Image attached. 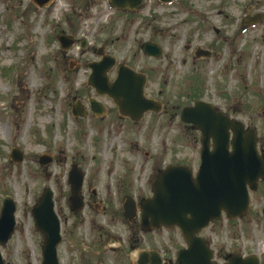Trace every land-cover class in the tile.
I'll return each instance as SVG.
<instances>
[{
    "label": "rangeland",
    "instance_id": "obj_1",
    "mask_svg": "<svg viewBox=\"0 0 264 264\" xmlns=\"http://www.w3.org/2000/svg\"><path fill=\"white\" fill-rule=\"evenodd\" d=\"M257 15L261 20L255 25L241 24ZM61 34L76 40L69 51L60 48ZM146 42L161 47L163 56H144L141 46ZM99 48L117 66L145 74L146 97L161 102L164 111L133 123L87 87L88 65L100 60L95 56ZM197 49L212 51V57L196 59ZM91 100L102 104L103 117L89 112ZM195 100L213 104L264 138V0H143L134 13L116 11L108 0H53L43 9L31 0H0V213L6 197L16 206L15 231L1 247L3 260L42 264L43 236L32 208L46 188L54 194L62 225L60 264L69 263L75 246L101 250L108 258L111 246L127 250L124 229L106 222L100 224L121 243L103 242L104 250L90 245L91 239L100 241L90 225L96 214L85 210L80 214L84 223H74L67 204L68 171L76 165L91 175L98 168L106 180L109 170L121 165L122 171L126 164L197 169L198 133L180 122L181 110ZM76 104L89 114L75 119L71 109ZM13 149L22 154L21 162L10 160ZM47 158L48 164L41 162ZM204 234L226 254L254 255L264 264L263 221L252 226L224 220ZM172 236L176 248L183 247L175 232L148 236L145 243L165 249L164 239Z\"/></svg>",
    "mask_w": 264,
    "mask_h": 264
},
{
    "label": "water",
    "instance_id": "obj_2",
    "mask_svg": "<svg viewBox=\"0 0 264 264\" xmlns=\"http://www.w3.org/2000/svg\"><path fill=\"white\" fill-rule=\"evenodd\" d=\"M32 1L42 9L53 0ZM109 1L115 9H128L131 12L143 2ZM159 1L168 4L174 0ZM257 21L256 18L249 19L243 21V24L251 25ZM57 39L64 51L74 44L73 38L63 34ZM142 50L148 57L159 58L162 55L159 46L151 42L144 44ZM97 55H102L103 58L101 62L89 65L91 74L87 85L95 89L98 95L113 99L121 116L139 122L148 112H160L161 104L147 99L144 95V75L121 65L116 80L110 82L107 74L114 67L115 60L105 56L103 49L98 50ZM197 55L201 57L209 54L198 51ZM90 104L93 112L99 115L103 113L98 103L92 101ZM72 114L74 117H83L86 113L82 107L75 105ZM180 120L202 134L199 170L196 177L190 168L183 165L170 166L161 171L153 184V198L140 206L142 227L180 229L188 248L179 251L177 264H216L212 261L213 252L207 241L198 234L210 223L220 220L222 212L231 218L242 217L246 213L249 204L248 186L255 189L258 181L264 179V156L257 152L255 129L245 128L243 123L217 111L212 104L197 101L193 106L181 111ZM10 158L19 163L22 154L15 149ZM49 161L42 160L45 164ZM73 170L77 172L75 168ZM76 181L72 183L74 198L71 203L73 209L78 212L82 209L78 195L82 177ZM132 208L134 206L126 205L125 216L128 220L129 214L134 211ZM15 211V203L9 197L5 198L0 214V247L6 245L14 233ZM32 216L37 231L43 236L42 264H59L57 247L61 242V226L54 211L53 194L49 188L44 190L32 208ZM150 254L146 251L140 252L136 264H147L152 259ZM229 258L228 264H259L258 258L254 256L246 259L240 256ZM0 264H9L4 262L1 252Z\"/></svg>",
    "mask_w": 264,
    "mask_h": 264
},
{
    "label": "flooded vegetation",
    "instance_id": "obj_3",
    "mask_svg": "<svg viewBox=\"0 0 264 264\" xmlns=\"http://www.w3.org/2000/svg\"><path fill=\"white\" fill-rule=\"evenodd\" d=\"M242 24V21H241ZM243 25V24H242ZM245 26V25H243ZM247 27V26H245ZM202 51V53H207L209 55H204L203 58H211L212 51H203L197 49L195 52V58L200 59L202 57H198L197 52ZM114 70V69H113ZM115 72L117 70L115 69ZM107 102H110L114 105L113 101L107 98ZM115 106V105H114ZM116 107V106H115ZM117 109V108H116ZM109 110L106 109V112ZM118 111V110H117ZM164 111V106L162 105V112ZM119 115V113H118ZM97 116V115H95ZM120 116V115H119ZM97 117H103L97 116ZM121 117V116H120ZM123 118V117H121ZM125 119V118H124ZM129 120V119H128ZM199 136L198 143L200 144L201 135ZM257 137V148L260 155L264 156V138L259 134H255ZM146 167V168H145ZM76 169L77 172H74L73 169ZM82 168V167H81ZM121 165L114 166L111 170L108 171V176L106 180L101 178L102 171L98 168H95V171L90 173L83 172V169L77 168L76 165H73L69 171L68 176L66 177L68 184V209L73 214V219L75 220V224L79 223V225L84 221L82 218L81 212L87 210L90 214H96L95 216H91V228L93 230H97L100 234V241L92 242L90 240V245H98V247L102 246L103 242L107 244L113 243H121V240L117 238L113 232H107V227L103 226L106 222L109 226H120L124 229L125 232V246L127 250L121 249L119 246H111L110 249L112 251V258L105 257L101 250L91 251L85 249L84 251L77 250V246L71 257L69 258L68 264H136V257L140 252H149L151 253V260L147 264H177V255L180 249H183L186 246L184 239L181 236L180 231L177 228L165 229V228H157V229H145L142 227V212H141V204H143L146 200L150 199L153 196V184L155 182L156 177L159 173L165 169L166 167H162L161 165L154 164L150 165ZM194 174L197 172L195 169V165L191 167ZM120 169V170H119ZM75 174H74V173ZM73 173V174H72ZM80 174V175H79ZM82 177V182L80 183V189L78 192L79 199L83 204L81 211H75L72 207L71 200L74 198L73 195V181L76 183L77 178ZM73 179V181H71ZM76 181V182H75ZM105 181V182H103ZM76 185V184H74ZM66 192V191H64ZM54 200V194H53ZM126 205L134 206V211L129 214V220L125 216V208ZM77 212V213H76ZM59 216V215H58ZM60 218V217H59ZM102 218V220H99ZM66 219V218H65ZM233 221L236 224L241 225L242 222H249L252 226L256 224V222L263 221L264 222V179L259 181L256 189L250 191V200L249 206L246 213L242 217H238L234 220H231L229 216L224 215L222 217V221ZM77 226V224H76ZM74 226V227H76ZM119 227V228H120ZM211 228V227H210ZM209 229V228H208ZM208 229H205L201 233V237L206 239L209 243L210 247L214 252V260L219 264H227L230 260V255H239L237 253L226 254L223 249H218L212 244V241L206 238L204 232ZM210 231V230H209ZM104 232V233H103ZM160 232H175L180 234V238L183 242V247L177 249V238L176 236L169 237L168 239H164L166 242L165 249L151 247L148 243H145V238L151 235H157ZM211 234V233H210ZM212 235V234H211ZM158 239V236H157ZM154 239V242L160 245L159 241ZM81 245L82 242L80 241ZM100 244V245H99ZM105 244L101 247L104 250ZM100 248V249H101ZM110 251V250H109ZM88 253V254H86ZM103 254V255H102ZM86 255L89 257L86 259ZM96 256L97 259L92 260V257ZM246 257V256H243ZM260 264L261 260H260Z\"/></svg>",
    "mask_w": 264,
    "mask_h": 264
}]
</instances>
